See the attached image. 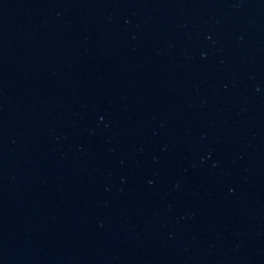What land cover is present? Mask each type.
Instances as JSON below:
<instances>
[{
    "label": "water",
    "instance_id": "obj_1",
    "mask_svg": "<svg viewBox=\"0 0 264 264\" xmlns=\"http://www.w3.org/2000/svg\"><path fill=\"white\" fill-rule=\"evenodd\" d=\"M0 264H264V0H0Z\"/></svg>",
    "mask_w": 264,
    "mask_h": 264
}]
</instances>
